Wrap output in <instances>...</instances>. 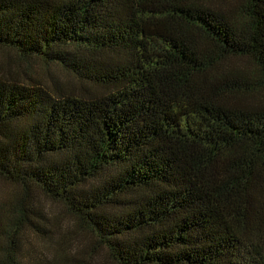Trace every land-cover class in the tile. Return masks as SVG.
<instances>
[{
    "label": "trees",
    "instance_id": "16d2710c",
    "mask_svg": "<svg viewBox=\"0 0 264 264\" xmlns=\"http://www.w3.org/2000/svg\"><path fill=\"white\" fill-rule=\"evenodd\" d=\"M0 48L91 89L0 73V264L38 197L111 264H264V0H0Z\"/></svg>",
    "mask_w": 264,
    "mask_h": 264
},
{
    "label": "rangeland",
    "instance_id": "374dc122",
    "mask_svg": "<svg viewBox=\"0 0 264 264\" xmlns=\"http://www.w3.org/2000/svg\"><path fill=\"white\" fill-rule=\"evenodd\" d=\"M0 73L9 80L29 86L38 84L54 93L71 91L74 94L87 95L91 92L87 85L78 83L58 67L46 66L38 60H21L11 51L1 48ZM259 95L264 96V88L257 93V96ZM15 191V188L0 181L1 224L5 223L6 217L3 211L5 209L1 204L8 201ZM37 202L48 221L45 235H36L25 228L14 235L16 239L14 242L17 241L25 264H33L39 260H47L49 263L59 262V264L70 260L79 264H111L103 251L96 247L94 238L80 230L77 223L60 205L40 197L37 198ZM3 230H0V235L4 236L2 240L0 239V246H4L6 242Z\"/></svg>",
    "mask_w": 264,
    "mask_h": 264
}]
</instances>
